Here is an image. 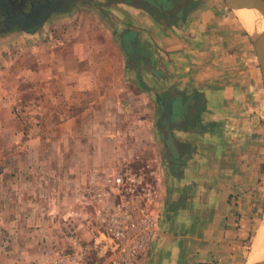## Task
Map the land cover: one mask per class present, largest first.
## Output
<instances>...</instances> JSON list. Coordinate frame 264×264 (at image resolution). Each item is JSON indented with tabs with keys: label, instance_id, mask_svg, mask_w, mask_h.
<instances>
[{
	"label": "crops",
	"instance_id": "crops-1",
	"mask_svg": "<svg viewBox=\"0 0 264 264\" xmlns=\"http://www.w3.org/2000/svg\"><path fill=\"white\" fill-rule=\"evenodd\" d=\"M232 11L225 0H84L49 19L47 24L58 16L78 14L81 18L80 43L85 47L77 59L87 70L64 79L69 84L62 96L50 88L45 100H64L67 118L63 125L71 132L76 117L68 114H75L76 104L83 105L80 116L87 119L80 130L87 131L88 137L57 140L53 153H41L37 147L43 145L42 140H28L33 147L23 157L27 169L1 172L0 227L10 241H0V260L36 254L44 237L50 245L67 244L57 219L64 204L69 208L67 216L80 218L73 226L92 253L90 260H104L112 240L96 209L77 200L81 184L93 174L96 178L99 165L108 171L135 162L134 138L149 139L152 130L157 138L146 140L145 145L169 147V130L179 151L162 162L177 164L179 171L159 179L160 198L151 209L155 231L139 254V264H248L261 229L251 256L249 234L263 207L254 205L255 223L250 222L241 192L247 177L248 145L255 141L262 154L264 136L258 123L251 128L242 124L248 109L244 105L250 104L251 96L246 80L248 75L254 77L256 57L247 29ZM91 29L98 31L93 40L98 47H91ZM94 67L113 74L120 68L111 89L104 91L89 80V68ZM109 98L138 100L140 108L134 109V118L129 117L127 124L122 117L128 116L127 110L109 113L121 126L131 128V137L101 138L99 131L118 123L105 120L102 104ZM151 99L160 109L151 106ZM166 101L175 115L170 126L164 117ZM47 107L48 113H54L49 103ZM235 111L239 117L231 119ZM23 143L17 145L23 148ZM97 182L92 186L86 181L84 193H93ZM259 197L262 202V189ZM88 233L95 235L93 250L99 249L95 260L92 245L84 241Z\"/></svg>",
	"mask_w": 264,
	"mask_h": 264
},
{
	"label": "rangeland",
	"instance_id": "rangeland-1",
	"mask_svg": "<svg viewBox=\"0 0 264 264\" xmlns=\"http://www.w3.org/2000/svg\"><path fill=\"white\" fill-rule=\"evenodd\" d=\"M83 10L84 8H78V11ZM232 13L236 16V19H239L238 14L234 10ZM80 20L81 18H78V14L58 16L48 24L46 23L43 29L35 34L20 30L12 31V29L0 30L3 31V34H0V174L3 171H7L8 174H11L12 172L21 170L23 166L24 169L27 167L23 162V157H25L28 150L33 147L26 143L28 140H42L43 145L41 147L37 145L41 153H49V151L53 153L55 149L54 142H57V140L65 138H82L83 136H85V138L88 137L87 131L82 132L80 130L81 123L83 121L85 122L87 119V116H80L81 111H83V105L76 104L74 109L75 114H68L76 117L75 129L71 132L65 131V126L63 125L64 119L67 118L65 109L63 110L64 100L56 98L54 100H45L48 96V92H51L50 88L55 90L58 95L62 96L60 93L62 92L64 94L63 89L69 84L64 83V79H69L71 75L78 76L83 70H87V68L79 65V59H77L80 49L85 47L80 43L82 42L84 33L80 27ZM89 32L92 33L93 41L95 38L94 34L98 31L91 29ZM100 37L101 35H99L98 39ZM250 44V48L256 57V70L254 72V77L250 78V75H248V79L246 80V86L250 87L249 96H251L250 100H248L250 104L244 105L245 107L248 106V109L246 108V113L242 115V124L249 125L251 128L253 124L255 125V123H258L257 128L260 129V131L263 130L264 136V85L256 51L252 42H250ZM93 46L98 47L99 44L93 41L91 47ZM245 65V62H242V69L246 68ZM89 69V75L87 76L89 80L91 82H97L104 91L112 88V78L120 74L118 73L120 68L116 69V75L107 68L94 67ZM100 74L102 76H100ZM49 78L51 79L50 81ZM154 101L155 100L151 99V106H158V109H160V105H155ZM48 103L50 110H54V113H48ZM102 107L105 120L109 121L110 124L115 121L118 123L114 127L107 128L105 132H103L104 129L99 131L101 138L114 139L121 135H129V137H131V128L127 125L125 128L121 126L120 122L111 114L115 112L122 113L119 109L127 110L128 116H122L127 124L129 117L131 119L134 118V109L140 108L138 100L132 98L119 100L109 98L105 99ZM233 114L234 115H231V119H237L239 117L238 111H235ZM119 117L121 116H117V118ZM172 117L174 118L175 115H172ZM93 119L95 118L93 117ZM154 126L155 121H153V127ZM253 128H255V126ZM253 133L256 134L255 131ZM92 135L97 137L94 133H92ZM156 138L157 137L154 136V130H152L149 139H146L144 136L138 139L134 138L136 144L135 147H133L135 162L131 163L129 166L128 164L120 165L118 169L110 168L106 171L102 168V165H99L100 168L96 178H93V174L91 176L92 178L84 180L85 182L87 181V183L83 182V184H81L78 192L79 198L77 200H82L85 206H92L95 208L92 202L95 203L94 194L96 188H103L112 175H117L124 171V168L137 173L139 171L146 172L147 181L152 182L153 185L158 184V187L165 173H169L170 175L172 171L177 173L179 171V167L176 166L177 164L172 163L173 166H170L171 164H168L166 161L162 162V159L166 158L165 160H168V155L172 154L170 147L149 145L151 143L145 145L146 140L151 139V142H153ZM21 140L24 141L23 148L17 145V142H21ZM251 142L253 145H248L247 151V160L249 161L246 165L247 177L244 184L245 189L241 194L243 196V202L248 204L247 211L249 221L255 223L254 205L256 203H258L259 206L262 204V207L264 205V143L262 146L263 152L261 154V147L259 145L254 146L255 141L252 140ZM130 148L132 147H128L127 149ZM163 153H166V155ZM261 158H263L262 166ZM26 160L31 162V158H27ZM163 164L166 167L163 169L162 173ZM10 181H12V179H10ZM95 181L98 182L94 184V192L85 194L83 186L90 183L93 186ZM261 189L263 190L262 202L259 200V192ZM68 209L67 205L64 204L58 210L57 219L61 220L62 231L66 230L68 224H74L75 220L80 219L77 215L67 216L69 213ZM261 226L262 215L258 213L256 227L254 226V230L249 234L248 246L250 254L257 230L260 229ZM74 230L78 234L76 227H74ZM93 236L95 237L92 233H88V239H84V241L86 244L92 245V258L95 260L98 259L96 250L98 252L99 249L93 250ZM2 239L5 244L10 241V238L5 236L4 227H0V241ZM65 239L67 238L65 237ZM61 243H63V241ZM42 245L43 244H39L37 251L43 249L41 248ZM64 245L67 244L63 243L62 246ZM103 248L104 250L108 249H106L104 245ZM20 255L12 260H0V264L12 263L16 261V258H21Z\"/></svg>",
	"mask_w": 264,
	"mask_h": 264
},
{
	"label": "built area",
	"instance_id": "built-area-1",
	"mask_svg": "<svg viewBox=\"0 0 264 264\" xmlns=\"http://www.w3.org/2000/svg\"><path fill=\"white\" fill-rule=\"evenodd\" d=\"M124 169L112 175L103 188H96L95 203L90 200L105 233L112 240L104 260H90L92 253L75 232L73 224H68L63 231L67 245L47 244L44 237L41 238L42 250L9 264H139V254L154 235L151 209L160 198V186L147 181L146 172Z\"/></svg>",
	"mask_w": 264,
	"mask_h": 264
},
{
	"label": "flooded vegetation",
	"instance_id": "flooded-vegetation-1",
	"mask_svg": "<svg viewBox=\"0 0 264 264\" xmlns=\"http://www.w3.org/2000/svg\"><path fill=\"white\" fill-rule=\"evenodd\" d=\"M83 1L0 0V30L12 29V31L20 30L35 33L54 15L65 13L72 5L83 4ZM0 34H3V31H0Z\"/></svg>",
	"mask_w": 264,
	"mask_h": 264
},
{
	"label": "water",
	"instance_id": "water-1",
	"mask_svg": "<svg viewBox=\"0 0 264 264\" xmlns=\"http://www.w3.org/2000/svg\"><path fill=\"white\" fill-rule=\"evenodd\" d=\"M225 1L230 6V8H232V10H234L236 12V10H235L236 5H235V3H233V1H235V0H225ZM252 1L254 2V5L257 9V18H256L255 24L253 26V30L250 31L242 23V21L241 20L240 21L243 24V26L247 29V32H248L249 37L251 39V42L255 48V51L257 54V61L259 63L260 69H261L262 78H263V85H264V0H252ZM239 19H240V16H239ZM164 104H165L164 117L167 119V125H169V121H171V119H172V110L170 108V101H166ZM167 144L170 147V150L172 152V156H176L178 154L179 150L175 144L173 132L169 131V130H168ZM262 224H264V205H263V214H262ZM252 248H253V246H252ZM251 253H252V251H251ZM250 256H251V254H250ZM248 264H264V257H260V258L255 259V262L251 261V258H250Z\"/></svg>",
	"mask_w": 264,
	"mask_h": 264
},
{
	"label": "bare ground",
	"instance_id": "bare-ground-1",
	"mask_svg": "<svg viewBox=\"0 0 264 264\" xmlns=\"http://www.w3.org/2000/svg\"><path fill=\"white\" fill-rule=\"evenodd\" d=\"M233 3L236 5L235 10L240 16L242 23L252 31L257 18V9L254 2L252 0H235ZM260 229L254 243L255 252L251 257V261L254 262L255 259L264 257V224H262Z\"/></svg>",
	"mask_w": 264,
	"mask_h": 264
}]
</instances>
